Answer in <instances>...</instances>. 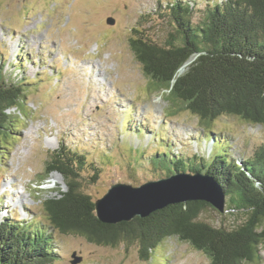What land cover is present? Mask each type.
Masks as SVG:
<instances>
[{
  "label": "rangeland",
  "instance_id": "rangeland-1",
  "mask_svg": "<svg viewBox=\"0 0 264 264\" xmlns=\"http://www.w3.org/2000/svg\"><path fill=\"white\" fill-rule=\"evenodd\" d=\"M176 1L0 0V67L6 78L28 81L22 82L27 90L19 107L22 115L10 111L20 116L19 135L8 134L0 155V225L13 218L48 221L45 202L67 191L59 173L43 180L61 144L86 154L89 162L98 161V178L94 180L93 163L80 180L93 202L115 183L139 186L173 175V166L154 156L159 148L169 150V141L175 155H211L213 142L203 136L208 129L203 131L187 111L167 117L164 94L152 93L131 47L136 39L164 44L176 34L168 12ZM180 1L192 7L195 24L202 18L200 10L223 0ZM138 125L144 133L136 132ZM211 130L232 138V146L224 139L216 148H231L238 163L264 145V128L236 117L216 120ZM246 216L224 212L219 221L232 228ZM218 218L210 209L202 215L212 223ZM52 236L55 264H72L74 252L82 257L79 264H210L206 255L176 238L160 243L144 260L136 241L103 246L59 230ZM244 264H264V246L259 261Z\"/></svg>",
  "mask_w": 264,
  "mask_h": 264
},
{
  "label": "trees",
  "instance_id": "trees-1",
  "mask_svg": "<svg viewBox=\"0 0 264 264\" xmlns=\"http://www.w3.org/2000/svg\"><path fill=\"white\" fill-rule=\"evenodd\" d=\"M168 9L176 34L164 44L136 39L131 47L151 81L152 93L164 94L169 114L166 116L176 117L181 111L191 113L198 118L203 131L208 129L203 136L212 140L213 145L207 159L197 155L181 157L172 153L169 139L161 133L160 137L169 141V150L161 152L159 148L153 154L168 161L174 173H202L213 178L225 194L226 208L219 212L209 203L189 201L169 205L144 219L103 224L80 183L89 164L94 163V180L98 178V161L89 162L86 154L61 144L53 152L51 167L43 180L51 173H59L67 191L45 202L48 221L20 222L13 218L0 225V264H55V230L79 234L103 246L139 242L144 260L151 258L148 254L160 243L176 238L206 255L210 264L259 261L264 246V145L252 157L238 163L228 151L231 148L217 149L224 139L232 146V138L211 128L222 117H236L264 128V0L207 4L200 10V22L195 24L192 7L183 1L171 3ZM187 63L185 72L179 74ZM24 79L6 78L0 67V155L7 148L8 134L19 135L15 127L20 116L10 111L16 109L22 115L19 107L27 98L22 82H28ZM135 130L145 132L141 125ZM209 209L219 215L215 223L202 219ZM230 211L246 213L244 222L231 228L219 221L224 212Z\"/></svg>",
  "mask_w": 264,
  "mask_h": 264
},
{
  "label": "water",
  "instance_id": "water-1",
  "mask_svg": "<svg viewBox=\"0 0 264 264\" xmlns=\"http://www.w3.org/2000/svg\"><path fill=\"white\" fill-rule=\"evenodd\" d=\"M113 20L110 21V24ZM189 201H203L223 212L225 194L220 185L202 173H174L159 180H151L139 186L115 183L106 194L94 202L95 214L99 222L117 225L144 219L169 205ZM72 264H79L82 257L72 254Z\"/></svg>",
  "mask_w": 264,
  "mask_h": 264
},
{
  "label": "bare ground",
  "instance_id": "bare-ground-1",
  "mask_svg": "<svg viewBox=\"0 0 264 264\" xmlns=\"http://www.w3.org/2000/svg\"><path fill=\"white\" fill-rule=\"evenodd\" d=\"M188 65H189V63H187L184 67H182V68L180 69V71H179V74L184 73ZM54 178H55V177H52V179H54Z\"/></svg>",
  "mask_w": 264,
  "mask_h": 264
}]
</instances>
